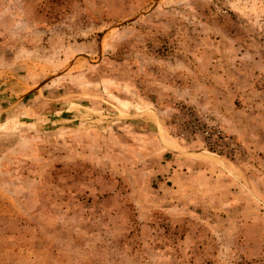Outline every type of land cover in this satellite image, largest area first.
<instances>
[{
  "label": "rangeland",
  "instance_id": "374dc122",
  "mask_svg": "<svg viewBox=\"0 0 264 264\" xmlns=\"http://www.w3.org/2000/svg\"><path fill=\"white\" fill-rule=\"evenodd\" d=\"M0 264H264V0H0Z\"/></svg>",
  "mask_w": 264,
  "mask_h": 264
},
{
  "label": "built area",
  "instance_id": "2783aa9c",
  "mask_svg": "<svg viewBox=\"0 0 264 264\" xmlns=\"http://www.w3.org/2000/svg\"><path fill=\"white\" fill-rule=\"evenodd\" d=\"M196 119L193 118V122ZM195 126H198V124H195ZM203 136L205 137V139L207 140L206 142H208L209 146L211 147L210 149H214L216 148V143L219 141H222L223 139H226L224 134L220 131V130H212L210 129V127H204L202 125V130L200 131Z\"/></svg>",
  "mask_w": 264,
  "mask_h": 264
}]
</instances>
